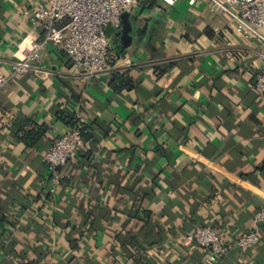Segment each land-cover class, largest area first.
<instances>
[{"label":"crops","instance_id":"crops-1","mask_svg":"<svg viewBox=\"0 0 264 264\" xmlns=\"http://www.w3.org/2000/svg\"><path fill=\"white\" fill-rule=\"evenodd\" d=\"M42 0H0V75L42 37ZM133 41L107 28L115 69L86 78L49 46L41 68L0 93V264H201L187 237L258 229L248 252L216 264H264V93L259 39L206 0H144ZM117 75V76H116ZM80 114L88 152L60 169L47 151ZM157 248V250H155Z\"/></svg>","mask_w":264,"mask_h":264},{"label":"built area","instance_id":"built-area-1","mask_svg":"<svg viewBox=\"0 0 264 264\" xmlns=\"http://www.w3.org/2000/svg\"><path fill=\"white\" fill-rule=\"evenodd\" d=\"M43 5L35 10L31 21L42 28V37L34 41L27 55L12 65L10 75H0V93L17 75L33 73L45 78L41 68L44 51L49 46L62 48L71 63L86 78L110 74L117 54L113 39L107 31L109 26L122 29V16L137 8L144 0H42ZM210 8L228 14L235 29L244 38L259 39L262 68L254 86L264 93V0H206ZM87 124L84 116L77 114L69 132L61 137L44 156L45 164L52 175L51 193L61 183L60 169L75 160L87 148L82 129ZM264 222V208L255 216L257 225ZM187 239L196 242L205 252L201 264H216L218 258L234 249L248 252L260 241L258 229L229 238L214 227H198ZM157 250V248H155Z\"/></svg>","mask_w":264,"mask_h":264},{"label":"water","instance_id":"water-1","mask_svg":"<svg viewBox=\"0 0 264 264\" xmlns=\"http://www.w3.org/2000/svg\"><path fill=\"white\" fill-rule=\"evenodd\" d=\"M131 13L126 12L122 16L123 26H122V39L124 45L128 46L133 41V37L130 35L133 32V23L130 19Z\"/></svg>","mask_w":264,"mask_h":264},{"label":"trees","instance_id":"trees-1","mask_svg":"<svg viewBox=\"0 0 264 264\" xmlns=\"http://www.w3.org/2000/svg\"><path fill=\"white\" fill-rule=\"evenodd\" d=\"M117 76V75H116ZM62 117L68 121V123L70 125H73L74 124V121H75V116L72 115V114H69L68 116L66 115H62ZM82 134H83V137L85 139V141L87 142V147H88V143L90 141V129L89 127L87 126V124L84 126V128L82 129ZM86 152H88V148H85V150H82L80 153H79V156L80 155H85Z\"/></svg>","mask_w":264,"mask_h":264}]
</instances>
